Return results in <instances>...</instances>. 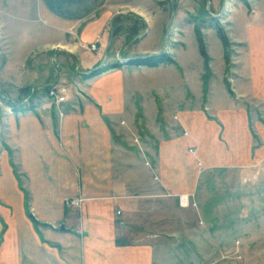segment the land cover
<instances>
[{
    "label": "rangeland",
    "instance_id": "rangeland-1",
    "mask_svg": "<svg viewBox=\"0 0 264 264\" xmlns=\"http://www.w3.org/2000/svg\"><path fill=\"white\" fill-rule=\"evenodd\" d=\"M221 1L106 0L110 47L104 54L95 40L87 50L96 46L103 60L77 71L68 47L12 41L0 26V213L9 228L0 264H95V246L99 264H264V0ZM52 51L64 75L40 88L46 76L55 79V68L47 75ZM153 54L173 64L123 62ZM22 61L31 73L19 68ZM100 97L109 103L100 117L105 130L91 106ZM35 112L73 127L81 121L84 157L73 131L59 145L31 138ZM248 131L263 143L254 157ZM81 178L85 193L77 197ZM87 204L91 220L82 214ZM113 205L120 219L110 218Z\"/></svg>",
    "mask_w": 264,
    "mask_h": 264
},
{
    "label": "crops",
    "instance_id": "crops-1",
    "mask_svg": "<svg viewBox=\"0 0 264 264\" xmlns=\"http://www.w3.org/2000/svg\"><path fill=\"white\" fill-rule=\"evenodd\" d=\"M221 0H218V2ZM223 2V0L221 1ZM106 0H0V26L3 29V34L9 36L10 40L12 41H19V42H43V43H54L58 42L59 44H55L56 46H62L67 48L66 54L68 57L73 59L76 62V71L77 68H86V69H92L93 67H96V64L99 65L101 60H103V57H100L99 55H95V53H91L88 51L87 47L92 44L95 40H98L97 43H99V47L102 51H104V54L107 53L108 48L110 47V41L113 31L112 28V18L106 15L105 11H101V9H105ZM103 5V6H102ZM138 22L144 23L142 19H137ZM142 32H140L141 35ZM139 37V36H137ZM135 37V38H137ZM75 41V42H74ZM73 43V44H72ZM141 47L143 45H140ZM71 47V48H69ZM24 48V47H23ZM35 47L31 48L32 50ZM144 48V47H142ZM34 51V50H33ZM121 51H123L122 48L116 49V54H119ZM103 54V55H104ZM29 55V54H28ZM57 56L56 51H52L49 57V64L50 69L47 71L52 75V72L55 68L56 74L54 81H50V76L47 78L46 76V82L43 84L38 85L40 88L49 89L51 88L56 81H59L60 78L64 75V69H62V62L59 65L53 63V58ZM105 56V55H104ZM132 57L126 58L130 59ZM18 66V65H16ZM123 66H121L120 71ZM19 68L27 69L25 72L31 73L32 68L28 67V64L25 61L21 62V66ZM126 68V67H125ZM10 70L6 69L3 71L5 74H11L9 72ZM119 71V70H116ZM28 75L27 78L30 80L32 76ZM37 85L35 87H31L32 90L39 88ZM112 93V96H114V103L119 99L121 100L122 94H121V88L115 86L111 87L109 90ZM32 94V93H31ZM120 97V98H118ZM98 103H92L91 106H93L96 109V114L99 119V124H102L104 130L107 129L106 124L102 123L100 121L101 114L105 113L104 115L107 116L106 108L104 107L105 104H109L106 100L100 97L97 101ZM118 102V101H117ZM57 105V104H56ZM59 104L58 106H60ZM36 113V112H35ZM33 114V118L35 121L34 126H30L29 131L27 132L31 138H37V137H50L54 140V142L59 145L62 144V136L67 135L69 131H73L75 133L76 137V153L77 156L84 157L85 154V141H84V133H83V123L81 121H78L75 123V126L73 127V124L71 121H68L65 117H55L48 116L47 114H44L43 119L40 115ZM80 114H83L82 111L79 110ZM42 120H41V119ZM16 120V119H15ZM14 120V121H15ZM15 125L17 126V121H15ZM37 126V129L36 127ZM36 130V131H35ZM45 134H44V133ZM248 136L255 140L256 147L252 149L253 157L256 155V148L262 147V141L261 137L258 133H251L248 131ZM20 135V134H19ZM30 146V145H29ZM47 156V155H46ZM46 156L42 157V162L47 161L45 158ZM27 159V158H26ZM79 160V159H77ZM70 161V160H69ZM69 161L68 164H69ZM77 167V166H75ZM79 170H82V167L78 166ZM83 177V174H82ZM15 189L19 193L20 196H22V192L20 185L17 184L15 179ZM75 185L78 187L77 197L84 196L85 193V183L83 182V178L81 180L75 181ZM21 199V198H20ZM78 199V198H77ZM22 206V199L20 200V207ZM82 214L86 217L85 219L91 220L93 218L92 215V209L90 206L82 205ZM24 208V204L22 209ZM63 214L65 216L68 215L70 212V207L67 205L63 207ZM110 213L112 220L120 219L122 216V211L118 208V206H111L110 207ZM94 214V218H96L97 214ZM24 215V214H23ZM4 215L0 213V247H2L3 243L5 242V231L9 230L8 228V222L7 219L4 220ZM14 216V215H13ZM33 216V215H32ZM34 222L37 219L33 216ZM26 220L28 221L29 218L26 217ZM7 223H6V222ZM29 228L33 232L32 234L35 235L36 242L39 245H42V241L39 238L37 230L35 229V226L30 223ZM117 228L119 230L124 229V224L122 222L118 223ZM69 231V230H68ZM118 236V234L116 233ZM41 242V243H40ZM136 243H139L136 241ZM105 245H108L109 247H116L113 244L110 243H104ZM140 244V243H139ZM137 245V244H135ZM132 250H137L133 249ZM94 258L97 260L95 264L100 263V253L98 251V248L95 246L94 248ZM118 250V249H116ZM123 250V247H122ZM55 254L59 257L63 253L62 247H57L54 250ZM138 260H142L140 256L135 257ZM140 263V262H139ZM142 264H151L147 260L144 261Z\"/></svg>",
    "mask_w": 264,
    "mask_h": 264
},
{
    "label": "trees",
    "instance_id": "trees-1",
    "mask_svg": "<svg viewBox=\"0 0 264 264\" xmlns=\"http://www.w3.org/2000/svg\"><path fill=\"white\" fill-rule=\"evenodd\" d=\"M113 28V27H112ZM111 28V30H113ZM113 33H114V30H113ZM218 34V38L221 40L222 44L224 47H227V41L226 39L222 36V33L218 30L217 32ZM199 41V39H198ZM199 51L202 55V57L204 58V61L207 62V58L205 56V53L202 51L203 50V45L202 43L199 41ZM204 62V63H205ZM128 65H136V66H145V67H148V68H156L158 66H160L161 64H173V61L171 58L165 56V55H154L153 58L152 57H148V59H135V60H131V61H128L127 62ZM206 64V63H205ZM117 66H120V65H117V64H114L112 65L111 67L112 68H117Z\"/></svg>",
    "mask_w": 264,
    "mask_h": 264
},
{
    "label": "built area",
    "instance_id": "built-area-1",
    "mask_svg": "<svg viewBox=\"0 0 264 264\" xmlns=\"http://www.w3.org/2000/svg\"><path fill=\"white\" fill-rule=\"evenodd\" d=\"M91 51H93V53H95V55H98V54H100V49H98V48H96V46H91ZM50 91V96L51 97H53L54 99H55V101L56 102H58V103H62L63 102V97L62 96H57L56 95V92H54L53 90H49ZM188 198L186 197V196H181L180 198H179V205H181V206H183V207H185V206H187L188 205Z\"/></svg>",
    "mask_w": 264,
    "mask_h": 264
},
{
    "label": "water",
    "instance_id": "water-1",
    "mask_svg": "<svg viewBox=\"0 0 264 264\" xmlns=\"http://www.w3.org/2000/svg\"><path fill=\"white\" fill-rule=\"evenodd\" d=\"M111 38H112V36H111ZM135 39H136V38H135ZM135 39H134L130 44H132V43L135 41ZM130 44H129V45H130ZM165 45H166V44H164V50H165ZM153 55H156V54H153ZM144 58H146V57H137V58L124 59L123 62H124V63H127L128 61H131V60H135V59H144ZM29 217L32 219V221L34 220V218H33L32 215H29ZM60 230L63 231V230H64V227L61 226V227H60Z\"/></svg>",
    "mask_w": 264,
    "mask_h": 264
}]
</instances>
